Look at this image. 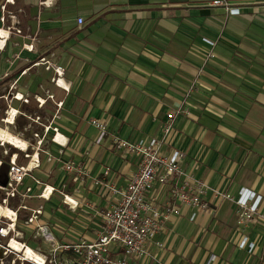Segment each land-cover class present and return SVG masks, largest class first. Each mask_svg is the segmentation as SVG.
<instances>
[{
	"label": "crops",
	"instance_id": "1",
	"mask_svg": "<svg viewBox=\"0 0 264 264\" xmlns=\"http://www.w3.org/2000/svg\"><path fill=\"white\" fill-rule=\"evenodd\" d=\"M210 2L0 0L6 24L8 14L14 15L19 30L0 38V44L5 38L0 87L11 85L6 94L0 91V101L6 96L12 102L8 108L19 113L20 102L42 98L38 107L44 108L52 100L47 97L51 88L58 98L52 101L62 102L56 123L67 139L63 147L51 141L53 154L44 151L43 165L60 170L43 180L56 188L50 198L38 197L42 186L25 178L30 196L15 201L13 208L27 207L17 211L16 222L25 244L46 255L56 245L95 241L97 212L116 199L108 185L124 187L136 169L135 156L114 150L112 136L160 137L167 113L181 108L187 113L177 114L162 150L184 153L183 169L209 187L204 196L209 208L183 204L170 197L169 186L156 185L148 198L174 211L147 242L148 254L129 258V264H264V222L255 219L239 232L235 203L215 196L218 191L237 198L250 190L262 197L259 212L264 213V0H228L238 14ZM209 51L215 55L207 60ZM42 59L64 68L66 88L51 81L53 72ZM40 81L48 86L44 94L37 92ZM19 93L21 100L14 97ZM92 118L107 125L98 144ZM67 160L78 169L62 170ZM63 195L76 206L65 204ZM40 206L39 221L51 226L46 239L25 224ZM243 235L255 244L251 253L239 247ZM60 254L74 259L70 250ZM114 256L122 257L123 251Z\"/></svg>",
	"mask_w": 264,
	"mask_h": 264
},
{
	"label": "built area",
	"instance_id": "2",
	"mask_svg": "<svg viewBox=\"0 0 264 264\" xmlns=\"http://www.w3.org/2000/svg\"><path fill=\"white\" fill-rule=\"evenodd\" d=\"M210 4L223 7L228 14H238L240 12L239 8L231 7L228 0H211ZM0 10V22L3 26H6V31L3 30L7 32L6 35L8 36L12 29L18 33L19 30L15 26L17 22L15 16L8 14L10 23L6 24L7 16L4 14L6 12L4 4L0 6ZM82 21V18L77 19L78 24H81ZM204 41L209 46L213 47L215 45V41L213 40L204 38ZM4 42L5 38H3L0 44V51L4 48ZM214 55L213 51L207 52V60L213 58ZM42 61L46 63L45 68L53 72L51 81L58 85V81L63 77L64 68L47 60L44 61V59ZM3 97L7 99L6 96ZM14 97L18 99V94H15ZM47 97L53 100L54 96L47 93ZM38 100L39 104L42 105L46 99H43L44 102H41L40 99ZM61 104V101L56 102L58 108L61 107ZM11 109L4 110L6 117L1 118L2 122L7 118L8 110ZM182 112L187 113L186 110H182L181 108L167 113V118L161 126L160 137L129 140L112 136L114 150L135 156L136 169L134 174L122 188H116L111 184L108 185L109 190L116 196V199L109 208L97 212L100 219V232L95 241L53 246L48 256L41 254L44 258L42 263H35L26 259L23 252L14 250L11 247L10 242L13 239L25 244V242L21 241V232L16 229V222L18 218L17 211L20 208L27 209V207L21 203L16 208H13V206L8 205V202L9 199L14 202L17 198L25 199L30 196L32 187H23L26 177H30L36 185L42 186L41 191L37 194L40 198L48 200L56 188L41 182L31 175V171L39 166L38 151L34 152L30 157L29 161L34 160L32 169L28 168L29 162L26 165L18 164L17 157L14 158L15 154L13 153L8 162L6 186L2 187L0 185V191H4V196L0 198V204L3 207L11 209L14 213V220L11 217L0 216V240H6L5 245L0 244V264H6L9 257L11 258L10 264H129V258L141 257L148 254L146 249L147 242L153 239L169 213L174 211L172 206L162 209L154 202L153 198H148L147 193L156 185L169 186L170 197L174 200L201 210H207L209 205L204 196L209 187L183 169L182 160L184 153L179 150L165 153L162 150V146L167 143L169 136L173 132L175 117L178 113ZM90 123L98 131L95 143H101L105 135H107L106 123L95 118L90 119ZM50 129L54 131L51 141L61 147L65 146L67 139L60 133L58 127L51 128V126L45 125V131H49ZM58 134L62 135V140L57 139ZM35 136L38 137V134ZM41 143L42 141H38L37 145H41ZM2 165L3 160L0 159V167ZM63 169L67 172H73L78 168L72 161L67 160L63 162ZM77 172L83 174L84 170L79 169ZM108 173L109 168L105 167L103 174L108 175ZM63 196L64 203L72 206L67 201L68 197L66 195ZM215 196L231 200L235 203V225L239 232H244V228L255 219L264 222V213L259 212V205L262 200L260 195L250 190H243L237 198L232 197L228 193L218 191H215ZM41 215V206L32 209L31 213L26 217L25 223L34 224L39 230H42V226L39 224ZM111 243H114V246L110 252L109 246ZM155 245L162 247V243L160 242H156ZM246 246L248 247V252L251 253L255 244L254 242H249L247 236L243 235L239 242V247L244 248ZM69 250L74 254L72 262H67L59 255V251ZM119 250L123 251V256L115 257L114 253ZM211 258L213 259L214 256Z\"/></svg>",
	"mask_w": 264,
	"mask_h": 264
},
{
	"label": "rangeland",
	"instance_id": "3",
	"mask_svg": "<svg viewBox=\"0 0 264 264\" xmlns=\"http://www.w3.org/2000/svg\"><path fill=\"white\" fill-rule=\"evenodd\" d=\"M37 75H39V77H41V78L43 77V73H38ZM3 86L5 88L0 87V91L4 92L6 94V92L9 91L11 85L4 84ZM21 86L23 87V89L28 88V86L25 83L21 84ZM47 87L48 86L46 83H43L42 81H40V83L37 85V92H42V94H44L47 92ZM12 93L13 92H10V96H9L10 99H11ZM48 93L53 94L54 92L50 88V91H48ZM21 97L23 98L22 95H21ZM25 97H28V94L25 95ZM28 99H29V97H28ZM57 99H58L57 95H55V93H54V100L57 101ZM25 102H27V101L25 100ZM11 103L12 102H10L9 99L7 101L4 99L2 102L0 101V105H1L0 159L3 160V165L4 164L8 165V162H9V160L12 157V154L14 152L18 154V158H17L18 164L26 165L27 162H29L30 157L34 154V152L38 151V152H40V156L38 155L39 166L35 168L36 171H34L35 169H33L31 171V175L34 176L35 178H37L38 180H40L41 182H43V180H45V178H47V176L49 178L51 175H53L55 177L57 175V173L60 171L59 167L56 166V168H52V166L51 165L49 166V164H47V163L43 165V162H44V156L46 155L44 151H50L52 153V151H51V143H52L51 137L54 134V131L52 129H50L49 131H45V125L51 126V128L58 127V130H60L58 124L56 123V120L59 116L58 107L56 106V104L52 100H49L48 103H46L44 108H39L38 107L39 103L35 99L29 100L28 103L20 102V104H18L16 106L20 110V112L17 114L14 122L12 124L6 125L4 122H2L1 118L6 117L4 110L8 109V105ZM6 131L13 133L15 136H17V137L21 138L23 141H25L28 144L27 150L26 151L17 150V148H15V147L11 146L10 144H7V143L4 145H1V142H3V135ZM36 134H38V137L35 136ZM38 141H42L41 145H37ZM47 160L49 162L52 160L50 155L49 156L47 155ZM61 169L64 170L63 167H61ZM48 174H50V175H48ZM26 178H30V177H26ZM49 181L52 182L51 179ZM38 186H41V185H38ZM2 187H4V186H2ZM3 196H4V191H0V198H2ZM15 203H16L15 201L12 202V200L9 199L8 205L14 206ZM42 210H43V207H42ZM39 224H40V226H42V230H39V228H37L34 224H26V225H28V227L31 228L32 230H35V236L44 237L46 239L47 236L45 234H49L51 226L48 222L44 221L43 219H42V222L39 221ZM31 225H33V227H31ZM21 238H22V234H21ZM5 242H6V240H4V239L0 240V244L5 245ZM113 246H114V243H111L109 246L110 252H111ZM50 249L48 250V252H50ZM48 252H47V254H48ZM47 254H46V256L49 255V254L48 255ZM61 256H62V254H60V257ZM66 261L72 262V260L71 261L66 260ZM10 262H11V258L9 257V258H7L6 264H10Z\"/></svg>",
	"mask_w": 264,
	"mask_h": 264
},
{
	"label": "bare ground",
	"instance_id": "4",
	"mask_svg": "<svg viewBox=\"0 0 264 264\" xmlns=\"http://www.w3.org/2000/svg\"><path fill=\"white\" fill-rule=\"evenodd\" d=\"M5 34V32L3 31V29H0V38L3 37ZM1 40V39H0ZM58 86L66 88L67 84L66 82L61 78L58 81ZM21 95L18 94V99H20ZM22 98V97H21ZM41 102H44L43 99H40ZM7 118L4 120L5 124H12L18 114L17 109L12 108L11 110H8L7 112ZM57 139L58 140H62L63 137L61 134L57 135ZM10 144L11 146L17 148V150H22V151H26L28 144L23 141L21 138L15 136L13 133H10L9 131H6L3 135V142L1 143V145L4 144ZM14 158L17 157L18 155L14 152ZM34 160L29 161L28 163V168L32 169L33 165H34ZM46 194V193H45ZM67 201L70 202L72 204V206L75 205L74 200H72L70 197L67 198ZM0 216H4L6 218L11 217L12 220H14V213L11 209L3 207L0 204ZM11 247L14 250L23 252V255L25 256L26 259H29L35 263H42V261L44 260L43 256L41 254H39L36 250H34L33 248H31L30 246H28L27 244H23L22 242H19L16 239L11 240L10 242Z\"/></svg>",
	"mask_w": 264,
	"mask_h": 264
},
{
	"label": "water",
	"instance_id": "5",
	"mask_svg": "<svg viewBox=\"0 0 264 264\" xmlns=\"http://www.w3.org/2000/svg\"><path fill=\"white\" fill-rule=\"evenodd\" d=\"M7 171H8V165L4 164L0 168V185L1 186H6V183H7Z\"/></svg>",
	"mask_w": 264,
	"mask_h": 264
}]
</instances>
